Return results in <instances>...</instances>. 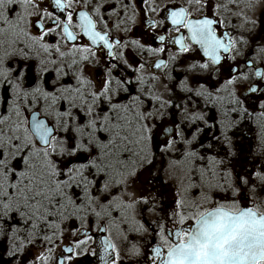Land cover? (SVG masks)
<instances>
[{
  "label": "snow or ice",
  "instance_id": "6c2138e0",
  "mask_svg": "<svg viewBox=\"0 0 264 264\" xmlns=\"http://www.w3.org/2000/svg\"><path fill=\"white\" fill-rule=\"evenodd\" d=\"M256 7L0 0V264H264Z\"/></svg>",
  "mask_w": 264,
  "mask_h": 264
},
{
  "label": "flooded vegetation",
  "instance_id": "af4514ba",
  "mask_svg": "<svg viewBox=\"0 0 264 264\" xmlns=\"http://www.w3.org/2000/svg\"><path fill=\"white\" fill-rule=\"evenodd\" d=\"M177 2L180 3V4H183V3H184V0H177ZM253 2L257 5V7H256V11L258 12V11H259V6H260V4H261V3H264V0H253ZM250 15H253V17H254V14H253V13H250ZM252 143H253V145L255 144L254 141H252ZM247 144H248V142L245 141V146H246V147H247ZM157 167H160L159 162H158V164H157ZM166 168H167V166H166V164H165V165L163 166V170L161 171V174H160V180H161L162 182L168 180V175H167ZM152 173H153V175L156 174V168H153V169H152ZM145 218H146L147 220H151V219H152V217H151V216H148V215H146Z\"/></svg>",
  "mask_w": 264,
  "mask_h": 264
}]
</instances>
